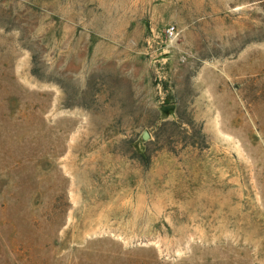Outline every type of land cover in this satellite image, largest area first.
<instances>
[{"label":"rangeland","instance_id":"rangeland-1","mask_svg":"<svg viewBox=\"0 0 264 264\" xmlns=\"http://www.w3.org/2000/svg\"><path fill=\"white\" fill-rule=\"evenodd\" d=\"M0 264H264V0H0Z\"/></svg>","mask_w":264,"mask_h":264},{"label":"built area","instance_id":"built-area-1","mask_svg":"<svg viewBox=\"0 0 264 264\" xmlns=\"http://www.w3.org/2000/svg\"><path fill=\"white\" fill-rule=\"evenodd\" d=\"M176 27L174 25H171L167 28V34L170 36V37H173L176 35Z\"/></svg>","mask_w":264,"mask_h":264}]
</instances>
